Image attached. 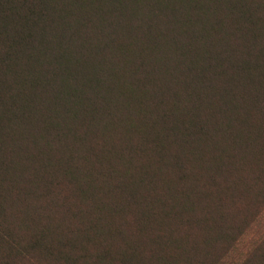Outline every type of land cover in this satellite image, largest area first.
Listing matches in <instances>:
<instances>
[{
	"label": "trees",
	"instance_id": "trees-1",
	"mask_svg": "<svg viewBox=\"0 0 264 264\" xmlns=\"http://www.w3.org/2000/svg\"><path fill=\"white\" fill-rule=\"evenodd\" d=\"M249 195L264 0H0V264H207Z\"/></svg>",
	"mask_w": 264,
	"mask_h": 264
},
{
	"label": "rangeland",
	"instance_id": "rangeland-1",
	"mask_svg": "<svg viewBox=\"0 0 264 264\" xmlns=\"http://www.w3.org/2000/svg\"><path fill=\"white\" fill-rule=\"evenodd\" d=\"M255 188V186H253ZM243 217L238 219L240 227L238 245L216 249L207 264H241L242 258H248L250 252L264 239V199L247 196L244 200Z\"/></svg>",
	"mask_w": 264,
	"mask_h": 264
}]
</instances>
